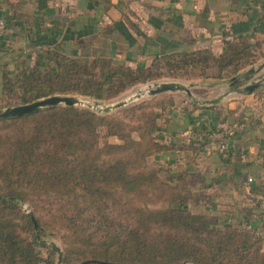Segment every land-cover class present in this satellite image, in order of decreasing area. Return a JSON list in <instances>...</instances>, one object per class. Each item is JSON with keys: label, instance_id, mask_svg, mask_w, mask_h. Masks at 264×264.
<instances>
[{"label": "trees", "instance_id": "obj_1", "mask_svg": "<svg viewBox=\"0 0 264 264\" xmlns=\"http://www.w3.org/2000/svg\"><path fill=\"white\" fill-rule=\"evenodd\" d=\"M7 2L6 19L26 26L21 0ZM262 58L264 39L248 35L226 41L220 55L173 52L137 68L53 48L35 64L21 58L15 74L0 71V108L53 95L108 100L165 78L240 79ZM177 106V95L166 93L118 116L55 106L0 119V264H264V235L210 208L212 185L199 171L150 164L173 149L199 155L213 141L168 143L165 116ZM212 107L220 123L248 122L244 110Z\"/></svg>", "mask_w": 264, "mask_h": 264}, {"label": "crops", "instance_id": "obj_2", "mask_svg": "<svg viewBox=\"0 0 264 264\" xmlns=\"http://www.w3.org/2000/svg\"><path fill=\"white\" fill-rule=\"evenodd\" d=\"M21 2L30 19L26 26L6 19L7 31L0 39V71L7 69L11 74L17 73L21 58L35 64L53 48L80 61L108 58L137 68L173 52L210 49L220 55L226 41L242 35L264 39V0H206L203 8L197 7V0ZM9 11L7 0H0V14L6 18ZM143 18L146 22L141 24ZM263 63L264 58L245 68L239 77L242 82L235 87L230 85L232 79H201L198 85L209 93L201 99L216 102L196 108L177 106L165 116L167 133L177 146L195 138L213 141L199 155L173 149L155 157L170 169L182 164L199 171L212 185L207 189L210 208L235 225L254 229L260 226L259 204L264 192V82L252 93L245 88L264 74V68L249 80L243 79L251 68ZM216 74L214 70L212 75ZM214 105L247 112L248 122L233 135L227 157L220 151L221 139L212 138L205 128L215 131L234 117L220 123ZM251 176L254 181L248 185Z\"/></svg>", "mask_w": 264, "mask_h": 264}, {"label": "water", "instance_id": "obj_3", "mask_svg": "<svg viewBox=\"0 0 264 264\" xmlns=\"http://www.w3.org/2000/svg\"><path fill=\"white\" fill-rule=\"evenodd\" d=\"M264 68V63L257 68H251L243 80H249L253 75L258 74ZM242 82V79L232 78L230 85L235 86ZM264 82V74H260L255 83H250L246 85V91L252 93L257 87H259ZM196 87L193 83L186 84L182 81H166V82H157L151 85H148L146 88V93L150 96L158 95L164 92H185L191 101H194L197 104H213L216 100L212 99H200L197 98L192 89ZM144 91L140 90L134 95L135 99H139L143 96ZM82 102H85L88 107L96 109L98 112L109 113L113 110L120 109L129 104V100H122L112 105H105L98 107L97 103H91L89 101H82L76 96L72 95H53L50 97L42 98L36 101H33L28 104L18 105L14 107H7L0 109V119H9L14 117H20L28 114H32L43 110L48 107L55 106H76Z\"/></svg>", "mask_w": 264, "mask_h": 264}, {"label": "rangeland", "instance_id": "obj_4", "mask_svg": "<svg viewBox=\"0 0 264 264\" xmlns=\"http://www.w3.org/2000/svg\"><path fill=\"white\" fill-rule=\"evenodd\" d=\"M166 81H182V82H184L186 84L193 83L196 87H194L192 89V91H193L194 95L197 98L201 99L202 97L209 96V93L206 92L205 89L201 88L198 85L199 83H201V79H199V80H188V79H185V78H165V79H161V80L150 81V82H147V83L138 84V85L134 86L133 88L129 89L128 91L124 92L123 94H121V95H119V96H117L115 98L108 99V100L100 101V100H96V99H93V98L84 97V96H81V95H72V96L78 97L82 101H89L91 103H97L98 107H102V106H105V105H112V104L117 103V102L122 101V100H129V104L127 106H124V107H122L120 109H117V110H113V111H111L109 113L98 112L96 109H94L92 107H88L85 102H82V103H80V104H78V105H76L74 107L81 108V109H88V110L93 111V112H95L97 114H100V115H114V116H118V115H120L122 113V111L127 110L129 108H132L134 106L140 105L142 103L151 101V100L155 99L156 97H158L159 95L166 94V93H174V92H164V93H161V94H158V95L150 96V95H148L145 92L148 85H151V84H154V83H157V82H166ZM140 90L144 91L143 96L141 98H139V99H135L134 95L136 93H138ZM174 94L177 95V99H178V104L179 105H182V100L183 99H189L188 95L185 92H178V93H174ZM61 106H65V105H61ZM4 108H7V107H2L0 109H4ZM166 136L168 138L172 137L171 135H168L167 132H166ZM111 139H112L111 141H119L120 142V140H118L117 137H112ZM155 157L156 156H151L149 158L150 164L151 163L153 164V163H156V162L162 163L161 161H158ZM164 177L167 178V174L166 173H164ZM22 208H23V210L26 213H29V214L31 213V208H30L28 203L22 204ZM49 242L54 244V245H56L61 250L62 241L60 239L55 238V237H50L49 238ZM58 263L61 264L59 259H58Z\"/></svg>", "mask_w": 264, "mask_h": 264}, {"label": "built area", "instance_id": "obj_5", "mask_svg": "<svg viewBox=\"0 0 264 264\" xmlns=\"http://www.w3.org/2000/svg\"><path fill=\"white\" fill-rule=\"evenodd\" d=\"M197 7L203 8V6L206 3V0H197ZM146 22V20L143 18L141 20V24ZM7 20L6 18L0 14V39L5 35L7 31ZM244 128V125H233V124H223L218 128L215 132L211 133L212 138H220V150L222 154L227 157L229 155L230 150V143L232 140L233 135H235L236 131H240ZM173 141V137L167 138V142L170 143ZM202 143L201 139L198 140L197 144L200 145ZM254 181V178L251 176L247 180V184H251ZM260 210H261V216H260V226L257 227L256 231L259 235H264V192L261 194L260 197Z\"/></svg>", "mask_w": 264, "mask_h": 264}]
</instances>
